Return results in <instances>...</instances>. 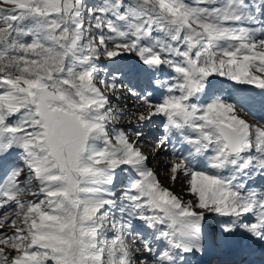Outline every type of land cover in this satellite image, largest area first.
<instances>
[{"label": "snow or ice", "instance_id": "1", "mask_svg": "<svg viewBox=\"0 0 264 264\" xmlns=\"http://www.w3.org/2000/svg\"><path fill=\"white\" fill-rule=\"evenodd\" d=\"M0 264H264V0H0Z\"/></svg>", "mask_w": 264, "mask_h": 264}, {"label": "rangeland", "instance_id": "2", "mask_svg": "<svg viewBox=\"0 0 264 264\" xmlns=\"http://www.w3.org/2000/svg\"><path fill=\"white\" fill-rule=\"evenodd\" d=\"M256 113H257L256 115L258 116L259 111L257 110ZM161 179H164V177L161 176ZM176 190L179 191V188H177Z\"/></svg>", "mask_w": 264, "mask_h": 264}, {"label": "bare ground", "instance_id": "3", "mask_svg": "<svg viewBox=\"0 0 264 264\" xmlns=\"http://www.w3.org/2000/svg\"><path fill=\"white\" fill-rule=\"evenodd\" d=\"M257 114V113H256ZM259 115H260V113H258V116L257 117H259Z\"/></svg>", "mask_w": 264, "mask_h": 264}]
</instances>
